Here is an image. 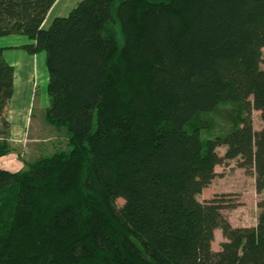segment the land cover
<instances>
[{
	"label": "trees",
	"instance_id": "1",
	"mask_svg": "<svg viewBox=\"0 0 264 264\" xmlns=\"http://www.w3.org/2000/svg\"><path fill=\"white\" fill-rule=\"evenodd\" d=\"M54 1L0 0V37L45 53L44 119L67 144L0 167V264H264V0H79L42 27ZM2 51L0 157L14 91ZM222 101L236 122L201 137ZM232 159L263 193L253 226L197 198Z\"/></svg>",
	"mask_w": 264,
	"mask_h": 264
},
{
	"label": "rangeland",
	"instance_id": "2",
	"mask_svg": "<svg viewBox=\"0 0 264 264\" xmlns=\"http://www.w3.org/2000/svg\"><path fill=\"white\" fill-rule=\"evenodd\" d=\"M40 53L33 59L25 56L15 67V89L6 106L10 128L12 126L15 131L12 136L9 135L8 141L12 146L10 145L8 153L0 157V166L10 170L24 169L27 162L37 156L49 155L55 150L67 148L63 131L54 130L44 119L48 106V72L45 54ZM262 55L264 58V48ZM238 115L237 103L220 102L214 111L202 115L210 127L201 130V137H212L226 132L234 125ZM251 119L254 129H260L262 122L258 111H251ZM224 150L222 146L217 148L220 155ZM215 172L216 175L210 184L197 196L198 200L223 199L226 203L234 205L221 209L225 218L228 214L235 219L241 216L244 219L242 224H256L259 214L256 204L263 193L255 190L254 173L238 167L234 159L219 164L215 167Z\"/></svg>",
	"mask_w": 264,
	"mask_h": 264
},
{
	"label": "crops",
	"instance_id": "3",
	"mask_svg": "<svg viewBox=\"0 0 264 264\" xmlns=\"http://www.w3.org/2000/svg\"><path fill=\"white\" fill-rule=\"evenodd\" d=\"M78 1L79 0H55L53 4L51 5V7L49 8L41 26L47 27L54 17L66 16L69 13V11L76 5ZM29 42L30 40L23 35L13 34V35H7V36L0 37V47L3 48L2 56L10 65L13 66V70H14L13 87L14 89H15V67H16V64H18L19 60L25 58V56L26 58H29L30 56L31 59H33L34 56L41 54L40 52L36 54H29L23 48H21L22 45L29 43ZM44 58H45V55H44ZM14 131L15 129L12 128L11 126L10 136L13 135ZM8 140H10V138ZM10 145L12 146V143H10ZM217 166L218 165H216L215 167ZM0 167L6 168L3 166H0ZM6 169L10 170V168H6ZM11 171H15V170H11ZM226 219L233 226H246V224H242L244 219L241 216L235 219V217H231V215L228 214L226 216ZM250 225L253 226L255 225V223H252ZM224 240L225 239L221 233L220 228L218 227L215 228L213 231V240L211 242L212 248L217 250L220 246V243Z\"/></svg>",
	"mask_w": 264,
	"mask_h": 264
}]
</instances>
